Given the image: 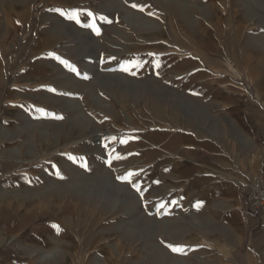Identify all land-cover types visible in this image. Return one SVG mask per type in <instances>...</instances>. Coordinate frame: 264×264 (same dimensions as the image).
Instances as JSON below:
<instances>
[{"label": "crops", "instance_id": "crops-1", "mask_svg": "<svg viewBox=\"0 0 264 264\" xmlns=\"http://www.w3.org/2000/svg\"><path fill=\"white\" fill-rule=\"evenodd\" d=\"M241 2L227 0L224 47L199 31L196 42L183 38L178 44H169V51L180 55L164 59L158 75L151 66L148 74L140 75L137 48L126 54V63L135 70L123 68L124 54L115 64L102 67L107 73L103 91L117 105L107 115L112 123L100 134L116 147L131 148L137 165L134 171L146 182L148 194L156 202L148 212L154 217L162 215V219L149 224L164 228L163 239L157 242L163 264L171 259V248L181 254L195 251L193 258L199 264H264V210L255 215L244 204L250 181L255 177L264 180V63L260 80L256 77L248 81L249 51L243 37L250 30L258 35L260 29L253 27L262 24L247 19L250 9ZM78 62L85 72L72 71L74 65L59 63L50 75L51 91L45 85L43 92L53 98L55 94L67 95L69 100L82 97L86 90L91 93V76L86 82V69L91 65L84 60ZM31 68H21L15 74L9 95L26 91V82L33 78L45 84L47 72L35 77ZM112 71L115 76L109 75ZM124 93L129 98L126 102ZM3 103L0 250L7 244L46 242V238L38 240L26 231L23 220L27 196H38L48 181L56 185L59 195L64 194V187L74 183L79 170L75 159L69 158H74L75 143L88 149L90 143L97 142L90 122L88 127L77 128L70 120L63 125L52 120L41 123L49 134L47 140L25 146L20 134L26 129L17 124L18 105ZM7 110L9 124H3V112ZM39 162L44 163L31 166ZM31 182L37 184L36 190L30 187ZM172 259L185 261L183 256Z\"/></svg>", "mask_w": 264, "mask_h": 264}, {"label": "rangeland", "instance_id": "rangeland-1", "mask_svg": "<svg viewBox=\"0 0 264 264\" xmlns=\"http://www.w3.org/2000/svg\"><path fill=\"white\" fill-rule=\"evenodd\" d=\"M242 1L250 9L247 19L262 24L260 28L253 27L260 29L258 35L250 30L243 37L249 51L247 79L253 82L256 77L260 80L264 63V3ZM74 13L78 14L76 18ZM227 20V0H0V112L4 101L18 105L17 124L26 129L20 134L25 146L47 140L49 134L41 123L52 120L60 125L70 120L77 128L88 127L90 122L93 139L97 140L88 149L75 143L74 161L79 170L74 183L64 187V194L59 195L56 185L48 181L38 196H27L23 220L26 231L38 240L46 238V242L7 244L0 250V255H5L0 264L165 262L157 249L164 228L149 224L153 219H162V215L154 217L148 212L156 202L148 194L146 182L139 180L134 171L137 165L131 148L116 147L100 134L112 123L107 115L117 105L103 91L107 73L102 67L115 64L124 54L123 68L135 70L126 63V54L137 48L140 75L148 74L149 66L158 75L164 59L180 55L168 49L169 44H178L180 39L196 42V33L201 31L204 38L224 47ZM189 31L192 34H187ZM80 60L91 65L86 69V82L91 76V93L86 90L82 97L69 100L67 95L55 94L53 98L43 92L45 85L51 91L50 75L59 63L66 65L61 61L74 65L72 71L83 72ZM75 62L78 64H72ZM30 65L35 77L47 72L45 84L33 78L26 82V91L9 95L15 74ZM109 75L115 76V71ZM111 89L115 92L114 87ZM122 96L128 101V94ZM9 113L3 112V124L9 122ZM69 113L72 115L68 118ZM30 187L36 190L37 184L31 182ZM53 225H58L60 231ZM173 249L169 251L168 264H199L193 258L195 251L181 254ZM172 256H183L185 261Z\"/></svg>", "mask_w": 264, "mask_h": 264}, {"label": "built area", "instance_id": "built-area-1", "mask_svg": "<svg viewBox=\"0 0 264 264\" xmlns=\"http://www.w3.org/2000/svg\"><path fill=\"white\" fill-rule=\"evenodd\" d=\"M245 206L255 215L264 210V180L253 178L244 196Z\"/></svg>", "mask_w": 264, "mask_h": 264}, {"label": "snow or ice", "instance_id": "snow-or-ice-1", "mask_svg": "<svg viewBox=\"0 0 264 264\" xmlns=\"http://www.w3.org/2000/svg\"><path fill=\"white\" fill-rule=\"evenodd\" d=\"M133 7H136V5H133ZM89 15H91V14H89ZM77 16H78V14H75V13L73 14V17H74V18H76ZM77 22H79L78 19H77ZM61 62L67 65V62H66V61H61ZM73 70H74V69H73ZM69 158H70V159H74V158H72V157H69ZM128 175H129V177H130V176H132V173H129ZM129 182H130V181H129ZM52 227H53L54 229H56L57 232L60 231V228H59L58 225H53ZM173 251H179V249H175V248H174Z\"/></svg>", "mask_w": 264, "mask_h": 264}]
</instances>
